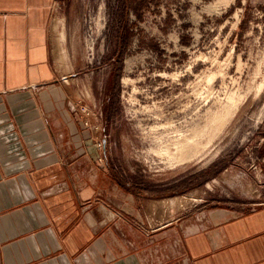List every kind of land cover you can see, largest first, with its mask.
I'll list each match as a JSON object with an SVG mask.
<instances>
[{
    "label": "rangeland",
    "instance_id": "obj_1",
    "mask_svg": "<svg viewBox=\"0 0 264 264\" xmlns=\"http://www.w3.org/2000/svg\"><path fill=\"white\" fill-rule=\"evenodd\" d=\"M50 37L61 105L152 227L264 209V0H55Z\"/></svg>",
    "mask_w": 264,
    "mask_h": 264
},
{
    "label": "crops",
    "instance_id": "obj_2",
    "mask_svg": "<svg viewBox=\"0 0 264 264\" xmlns=\"http://www.w3.org/2000/svg\"><path fill=\"white\" fill-rule=\"evenodd\" d=\"M54 1L0 0V264H264V209L194 225L155 204L152 227L60 103Z\"/></svg>",
    "mask_w": 264,
    "mask_h": 264
},
{
    "label": "built area",
    "instance_id": "obj_3",
    "mask_svg": "<svg viewBox=\"0 0 264 264\" xmlns=\"http://www.w3.org/2000/svg\"><path fill=\"white\" fill-rule=\"evenodd\" d=\"M82 124L85 128L91 129V130H98L99 126L97 124H93L88 118H83ZM101 143L99 141H96V148H101ZM102 160V158H101Z\"/></svg>",
    "mask_w": 264,
    "mask_h": 264
},
{
    "label": "bare ground",
    "instance_id": "obj_4",
    "mask_svg": "<svg viewBox=\"0 0 264 264\" xmlns=\"http://www.w3.org/2000/svg\"><path fill=\"white\" fill-rule=\"evenodd\" d=\"M175 146H176V145H175ZM161 147H162V146H161ZM171 148H173V147H171ZM171 148H170V150H171ZM177 150H181V147L178 146V147H177ZM162 152H163V153H167V154H169V155H170V153H171V152L169 153L168 150H162ZM169 155H168V156H169ZM176 156H177V155H176ZM173 158H175V157H173Z\"/></svg>",
    "mask_w": 264,
    "mask_h": 264
}]
</instances>
